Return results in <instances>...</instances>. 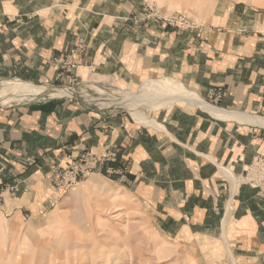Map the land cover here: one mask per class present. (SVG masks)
<instances>
[{
  "label": "crops",
  "instance_id": "0c3cea01",
  "mask_svg": "<svg viewBox=\"0 0 264 264\" xmlns=\"http://www.w3.org/2000/svg\"><path fill=\"white\" fill-rule=\"evenodd\" d=\"M139 3L0 0V78L50 86L59 74L54 60L74 48L77 83L102 78L130 88L170 79L199 101L155 106L151 119L139 110L155 127L68 99L0 105V184L33 182V191H45L48 167L27 163L50 155L66 163L87 153L103 160L91 176L133 190L161 235L223 239L229 247L210 249L214 264H264V194L220 174L228 168L239 176L264 156V126L255 122L264 119V13L236 2L220 4L197 30L146 23L132 29L121 20ZM26 200L0 203V219L17 213L10 229ZM3 233L0 254L13 264L18 243L3 251Z\"/></svg>",
  "mask_w": 264,
  "mask_h": 264
},
{
  "label": "rangeland",
  "instance_id": "374dc122",
  "mask_svg": "<svg viewBox=\"0 0 264 264\" xmlns=\"http://www.w3.org/2000/svg\"><path fill=\"white\" fill-rule=\"evenodd\" d=\"M236 2H242L246 8L264 13V0H140L136 9L121 21L132 23V29H139L136 26L146 23L187 32L210 23L213 13L220 10L222 6L219 7L220 4L228 6L227 4ZM72 50L76 52V49ZM60 58L61 56L53 62L59 74L56 82L50 86L30 84L29 81L17 78H0V105L12 107L22 103L68 99L99 110L118 109L128 113L135 120H137L135 114L139 110L151 119L150 116L157 111L150 108L163 105L155 101L135 100L142 91V85L148 80L130 88L102 78L77 83L73 72L81 62L77 60L78 62L73 63L75 67L71 68L68 62L59 61ZM62 78L68 84L61 83ZM157 80L170 79L153 78L148 82ZM263 82L264 79L262 85ZM8 83L22 85L30 93L16 96L8 92V88L4 89ZM59 90L66 92L63 94L58 92ZM119 92L135 96L133 99L136 103L130 106L114 105L113 101L117 99ZM194 101L199 102L197 97ZM207 108L212 109L208 105ZM211 113L214 114L215 111L212 109ZM147 120L142 124L155 125ZM258 124L264 126L262 123ZM56 157L59 156H42L26 165L30 168L38 162L39 167H48L49 183L46 184L45 191L36 188L33 191V182L23 183L24 188L16 184L17 182L0 184V203L9 198L27 197L25 202L27 205L18 212V219L12 229L9 228V222L17 213L4 212L0 219V228L4 231L3 251L4 249L7 252L15 251L17 248L15 245L18 243L19 254L17 257L13 256L15 258L13 264H214L216 260L210 252L212 246L229 247L225 245L223 239L216 241L193 237L187 239L185 235H181L173 240L161 235L151 220L146 202L140 201L137 194L131 192L133 190L126 192L115 183L91 176L103 160L87 153L79 159L70 158L66 163ZM90 166L88 172H80L82 168ZM220 174L230 184L238 180V184L264 194L263 155L256 156L239 176L232 174L228 168L225 173L220 171ZM227 174H230L233 181ZM21 178L22 176L18 179ZM36 194L38 197L40 195L43 201L39 206L34 205ZM204 241L211 244L207 246ZM0 264H8L6 254H0Z\"/></svg>",
  "mask_w": 264,
  "mask_h": 264
},
{
  "label": "bare ground",
  "instance_id": "6f19581e",
  "mask_svg": "<svg viewBox=\"0 0 264 264\" xmlns=\"http://www.w3.org/2000/svg\"><path fill=\"white\" fill-rule=\"evenodd\" d=\"M5 85H7V86L4 89L8 88L9 89L8 92H12V93L16 94V96H18L20 94L25 95L26 93L27 94L30 93V91L22 85H13V83H8ZM58 92H61L64 94L66 91L65 90H61V91L59 90ZM128 94L129 93L119 92L116 96L117 99H115L113 101L114 105L130 106L132 104H135L136 102L133 99V98H135V96L128 95ZM137 96H138V98H136L135 100L138 102H141V101L153 102V101H155L156 103H159V104L171 103L175 99L176 100L183 99V98H185V99L192 98L193 100L195 99V97L192 94L186 93V91L183 89L182 86H180L176 82L170 81V80H157V81L147 82V83L142 85V91ZM153 98H156V99L153 100ZM101 103L106 104V102H101ZM135 118L137 120H140L141 122L145 121V118L143 116H141L139 112L137 114H135ZM256 121L258 123L264 124L263 119H258Z\"/></svg>",
  "mask_w": 264,
  "mask_h": 264
},
{
  "label": "built area",
  "instance_id": "2783aa9c",
  "mask_svg": "<svg viewBox=\"0 0 264 264\" xmlns=\"http://www.w3.org/2000/svg\"><path fill=\"white\" fill-rule=\"evenodd\" d=\"M173 23H176V22H173ZM172 25H174V24H172ZM75 54H77L74 50H72V51H70V53L68 54V55H65V56H61V60H59V61H61V62H63V61H66V62H68V65L71 67V68H74L75 67V64H73L74 62H78L77 61V59H75V60H69V57H72V56H74ZM69 62H72V63H69ZM263 85H264V82H263ZM94 167V166H93ZM91 168V166L90 167H88V168H86V169H83L82 168V170H80V172H82V171H84V172H88V170ZM78 172V171H77Z\"/></svg>",
  "mask_w": 264,
  "mask_h": 264
}]
</instances>
